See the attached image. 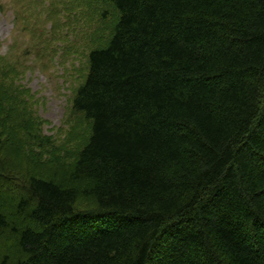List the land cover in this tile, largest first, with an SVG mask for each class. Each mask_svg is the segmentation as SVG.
Returning a JSON list of instances; mask_svg holds the SVG:
<instances>
[{"label":"trees","instance_id":"16d2710c","mask_svg":"<svg viewBox=\"0 0 264 264\" xmlns=\"http://www.w3.org/2000/svg\"><path fill=\"white\" fill-rule=\"evenodd\" d=\"M104 1L119 19L73 98L91 136L65 180L21 181V226L0 212L20 258L0 264H264V0ZM4 110L0 133L29 114Z\"/></svg>","mask_w":264,"mask_h":264},{"label":"rangeland","instance_id":"374dc122","mask_svg":"<svg viewBox=\"0 0 264 264\" xmlns=\"http://www.w3.org/2000/svg\"><path fill=\"white\" fill-rule=\"evenodd\" d=\"M26 1L30 0H0V57L7 60L5 65L12 72L0 76V116L8 113L4 107H24L29 113L17 123L5 122V131L0 133V173L15 182L14 188L7 190L4 196L9 202L0 208L11 228L22 223L12 207L11 197L17 198L24 193L19 188L22 182L26 183L28 175L55 182L65 180L77 155L88 143L92 125L82 115L75 114L71 101L75 89L87 75L88 53L107 47L119 19L116 8L104 0H56L52 8L58 10L56 28L60 36L55 43L66 44L68 50L66 56L57 57L55 62L45 58L44 64L42 56L37 57L33 52L43 48L42 45L37 47L34 32L37 36L45 35L44 28L49 30L55 18H48L45 24L49 0H43L44 14L38 19L31 18L30 14L34 13L33 4H39L31 0L32 4L25 6ZM33 23L36 28L31 27ZM23 26L31 28L19 29ZM24 120L29 129H38L41 135L51 138L52 147H39L33 138L22 132L19 125ZM78 186L86 189L90 183L85 181ZM78 200L81 209L94 207L90 199L79 196ZM16 251L19 250L10 231L1 233L0 263L5 255L9 263L17 262L20 257L15 256Z\"/></svg>","mask_w":264,"mask_h":264}]
</instances>
